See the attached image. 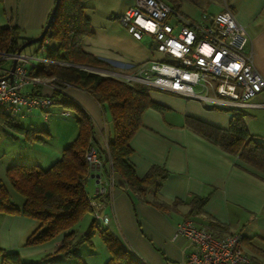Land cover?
Here are the masks:
<instances>
[{
    "label": "crops",
    "instance_id": "crops-1",
    "mask_svg": "<svg viewBox=\"0 0 264 264\" xmlns=\"http://www.w3.org/2000/svg\"><path fill=\"white\" fill-rule=\"evenodd\" d=\"M162 1L192 21H200L203 13L214 15L229 9L245 28L248 34L245 51L251 55L255 70L264 77V0ZM134 2L83 0L94 33L93 37L83 41L84 49L107 61L111 70L106 71H127L129 65L159 57L151 50L147 38L135 39L121 20V15ZM54 3L55 0H0V25L17 26L20 30L18 42L22 44L40 34ZM188 6L198 8L197 20L191 18ZM55 44L54 41L51 46ZM11 64L12 58L9 57L0 62V77L9 73ZM91 68L95 70V67ZM62 91L91 117L94 127L92 145L107 152V137L112 132L109 112L79 88L67 85ZM21 93L50 96L53 89L49 84L28 81L21 87ZM150 96L162 108L145 110L141 126L129 141L132 153L128 159L138 178L145 176L154 165L163 168L167 175L157 192L151 191L144 197L139 194L130 196L110 163L92 168L85 189L90 198L97 196L102 189L97 199L103 202L101 211L105 221L101 227L118 235L146 264H186L196 247L189 239L177 234L176 228L182 221L189 220L215 236L241 234L243 239L248 238L245 253L253 264H264V249L255 245L254 238L245 233L251 229L252 234H256L253 222L264 218V172L201 136L186 122L187 117H194L225 129L230 112L164 91L150 90ZM253 102L264 103V91L257 94ZM32 111L39 115L43 112L39 108L28 109L21 105L10 117L25 129L39 130L38 135L52 137L53 127L58 124L53 125L51 121L46 128H40L34 123L38 116L32 115ZM242 111L249 132L264 141V106ZM1 112L0 108V119ZM0 125L8 140L7 149L0 151V184L8 188L11 200L21 206L23 197H19L8 181L6 169L17 163L50 165L75 137V132L71 135L62 131L65 133L57 134L56 143L51 144L45 140H26L15 128L1 121ZM75 126L77 133V124ZM200 199L203 201L199 205ZM85 215L75 239L85 233L93 219L92 214ZM36 225L37 221L31 217L0 213V248L7 251L19 249L20 256L31 261L46 255L54 256L52 253L57 252L65 232L40 245L24 247L21 244ZM55 256L57 261L63 260L62 256L70 259L64 252Z\"/></svg>",
    "mask_w": 264,
    "mask_h": 264
},
{
    "label": "trees",
    "instance_id": "trees-1",
    "mask_svg": "<svg viewBox=\"0 0 264 264\" xmlns=\"http://www.w3.org/2000/svg\"><path fill=\"white\" fill-rule=\"evenodd\" d=\"M20 30L17 26L0 25L1 53H16ZM90 18L85 13L83 0H59L51 26L40 46L32 50L30 45L21 53L42 56L55 62L25 63L27 75L52 78L56 86L50 95L54 104H61L76 112L77 133L62 149L58 159L44 168L37 164L17 163L6 169V177L13 188L23 197L21 206L10 197L8 188L0 184V213L22 214L37 221V225L25 238L26 245L42 243L64 233L57 249L65 256L74 255L77 264H85L75 255V234L73 227L85 214L92 213L90 197L85 182L91 174L92 166L85 154L92 145L94 127L91 117L72 99L63 93L67 85L79 88L91 95L103 110L109 112L112 122L111 135L107 137V152L98 150L102 165L110 163L112 170L122 178L127 192L146 196L159 189L167 172L156 165L142 178H138L129 161L132 149L129 141L141 126V117L146 109L162 106L153 101L150 90L140 84H127L109 75H102L80 67V65L109 68L107 61L84 49V40L93 37ZM47 38L56 44L44 52L39 49ZM32 45V44H31ZM38 96V95H37ZM0 121L15 128L29 141H43L41 131L19 126L1 109ZM47 111V110H46ZM228 127L223 129L194 117H187V125L206 139L217 144L226 152L235 154L242 161L264 172V141L255 138L244 122V111L228 109ZM99 199V195L95 196ZM203 199L198 200V204ZM94 218L90 222L82 240L91 241L98 234L110 251L105 264H146L130 250L123 240ZM80 237V238H81ZM74 242V243H73ZM0 264H60L54 263L52 255L42 260H27L15 251L0 248ZM71 258V257H67Z\"/></svg>",
    "mask_w": 264,
    "mask_h": 264
},
{
    "label": "built area",
    "instance_id": "built-area-1",
    "mask_svg": "<svg viewBox=\"0 0 264 264\" xmlns=\"http://www.w3.org/2000/svg\"><path fill=\"white\" fill-rule=\"evenodd\" d=\"M121 20L135 39L147 38L159 57L129 65L127 71H111L115 78L194 99L210 108L228 111L264 106L253 102L264 91V77L255 70L251 55L245 51V28L229 9L214 15L203 13L200 21H192L162 0H135ZM1 55L16 58L17 64L11 80H0V108L8 114L21 105L47 112L54 104L50 96L24 95L21 87L28 81L40 80L27 75L25 63L55 61L25 53ZM60 114L70 115L66 110ZM44 117L47 119L46 114ZM85 159L92 168L103 162L94 145L87 150ZM101 192L102 189L98 195ZM102 203L95 196L90 199L93 218L103 223ZM176 233L196 247L186 264H253L243 249L241 234L215 236L189 220L179 223Z\"/></svg>",
    "mask_w": 264,
    "mask_h": 264
},
{
    "label": "rangeland",
    "instance_id": "rangeland-1",
    "mask_svg": "<svg viewBox=\"0 0 264 264\" xmlns=\"http://www.w3.org/2000/svg\"><path fill=\"white\" fill-rule=\"evenodd\" d=\"M187 9H190L189 13L191 18L197 20L199 18V12H198V8L195 7V9L192 6H188ZM44 47L40 48L39 50L41 52H44L47 48L51 47V45H53L54 40L51 38H47L46 41H44ZM40 46V42L34 43L32 45H30V48L32 50H36L38 49ZM4 58H8V57H4ZM13 59V58H12ZM90 67V66H85V65H80V67ZM82 67V68H83ZM102 75H109L112 77H115L112 75L111 71H106L108 69L111 70V68H95V70L93 68H84ZM102 70V71H101ZM40 80L39 82L44 83V84H49L50 86L53 85L52 83V78H45V77H39ZM54 90V89H53ZM150 90V89H149ZM41 96V95H39ZM62 110H66L70 113V115H61L60 112ZM32 115L34 114L35 116V121L34 123L39 126L40 128H46L47 124L51 121H53V125L54 124H58L57 127H53V135L52 137H47L45 136L44 139L46 141V143H51L53 144L54 142L56 143V138H57V134H61V133H65L66 131L71 134L72 132H75L73 136L76 135V122L74 117H76V112L74 110H71L70 108H66L61 104H53L51 105L48 109L47 112H41V114H37L35 111H32L31 113ZM47 115V119L44 118V115ZM53 119H62V120H53ZM1 126V125H0ZM65 131V132H62ZM6 133L5 131L2 130V128H0V151L2 152L3 150L7 149L6 146V141L7 138L5 137ZM44 168L48 167L49 165H43ZM19 195V194H17ZM19 197H22L19 195ZM90 214L92 213H87L85 215V217H89ZM93 216V215H92ZM82 221H84L83 219L80 220L77 224L74 225L73 230H74V234L77 235L79 228H81L82 225ZM87 222V221H86ZM254 223V224H253ZM253 227L257 228V233L256 234H252L253 231H251V229H249L248 231H245L246 236L248 237V234H250V237H252L251 239L254 240V244L261 247L262 249H264V218H260L259 220H255V222H253ZM252 227V228H253ZM35 228V227H34ZM252 234V236H251ZM81 236H77L74 242H77L74 246L75 249V255H77L85 264H105V262L110 258L111 254L110 251L108 250V248L106 247V245L104 244L102 238L100 236H98V234H95L93 236V238L91 239L90 242H88L87 240H82ZM247 239H243V248L245 250V248L248 247L247 244ZM250 239V241H251ZM48 242V241H46ZM73 242V243H74ZM45 243V242H42ZM42 243H37V244H32V245H26L25 241H22V245H25L24 247H28V246H34V245H40ZM10 251H15V252H19V249H12ZM246 251V250H245ZM61 251L52 253L54 256V259L52 260L54 263L56 262V258L57 256H55L56 254H59ZM248 253V252H247ZM249 254V253H248ZM1 256V254H0ZM63 260L59 261L60 264H77V259L74 257V255L71 256H67V257H71L70 259H64V256H62ZM44 258V257H43ZM38 260V259H35ZM42 260V259H39Z\"/></svg>",
    "mask_w": 264,
    "mask_h": 264
},
{
    "label": "water",
    "instance_id": "water-1",
    "mask_svg": "<svg viewBox=\"0 0 264 264\" xmlns=\"http://www.w3.org/2000/svg\"><path fill=\"white\" fill-rule=\"evenodd\" d=\"M58 1L59 0H55V3L52 7V10L49 14V17L47 19V22L46 24L44 25L43 29L41 30L40 34L37 35L36 37H33L27 41H25L24 43H22L19 47H18V50L16 52V54H20L22 52V50L27 47L28 45H31V44H34V43H37V42H40L47 34L50 26H51V23L53 21V18H54V14H55V11L57 9V5H58ZM16 64H17V59L16 58H13L12 59V64H11V67H10V70H9V73L3 77H0V80L1 79H12L13 77V73L15 71V67H16ZM83 67V66H82ZM83 68H91V67H83Z\"/></svg>",
    "mask_w": 264,
    "mask_h": 264
}]
</instances>
